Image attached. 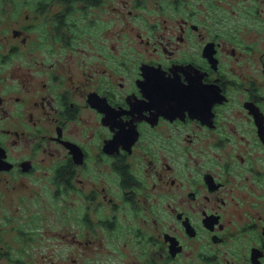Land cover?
<instances>
[{"label":"flooded vegetation","instance_id":"1","mask_svg":"<svg viewBox=\"0 0 264 264\" xmlns=\"http://www.w3.org/2000/svg\"><path fill=\"white\" fill-rule=\"evenodd\" d=\"M42 176L70 264H264V0H5L0 264L44 261Z\"/></svg>","mask_w":264,"mask_h":264},{"label":"rangeland","instance_id":"2","mask_svg":"<svg viewBox=\"0 0 264 264\" xmlns=\"http://www.w3.org/2000/svg\"><path fill=\"white\" fill-rule=\"evenodd\" d=\"M5 3V0L0 2V6ZM50 173V172H49ZM54 185L50 183L48 177L42 176V264H53L50 259L45 257L48 254L49 248H56L54 241H57L61 244V260H56L57 264H70L71 255L74 253L71 247V241H68L69 238L65 237L64 234L70 231L72 228L86 230V224L76 225V221L73 218L71 203L75 197L72 192L63 193V196L68 199L70 207L65 201H59L62 209L57 208V202L54 196ZM88 192V189L86 190ZM78 207L85 206L89 204V208L94 204L92 198H86L85 196H78ZM56 231V235L54 232ZM62 234V237L59 236ZM38 248V246H35Z\"/></svg>","mask_w":264,"mask_h":264}]
</instances>
